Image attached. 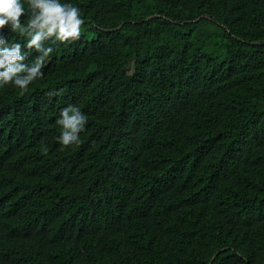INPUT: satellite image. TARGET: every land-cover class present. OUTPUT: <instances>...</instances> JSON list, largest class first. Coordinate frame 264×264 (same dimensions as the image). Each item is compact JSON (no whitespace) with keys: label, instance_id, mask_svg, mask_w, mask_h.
Masks as SVG:
<instances>
[{"label":"trees","instance_id":"obj_1","mask_svg":"<svg viewBox=\"0 0 264 264\" xmlns=\"http://www.w3.org/2000/svg\"><path fill=\"white\" fill-rule=\"evenodd\" d=\"M61 2L80 39L0 88V264H264V0Z\"/></svg>","mask_w":264,"mask_h":264},{"label":"clouds","instance_id":"obj_2","mask_svg":"<svg viewBox=\"0 0 264 264\" xmlns=\"http://www.w3.org/2000/svg\"><path fill=\"white\" fill-rule=\"evenodd\" d=\"M27 16L26 21L22 17ZM84 20L78 7L61 0H0V88L12 85L21 93L43 77L42 69L54 48L46 44H70L81 36ZM5 29L25 37L23 44H8ZM35 52L31 63H26ZM55 94V93H52ZM58 142L63 147L79 143L87 118L75 106L61 111ZM47 152V148L42 149Z\"/></svg>","mask_w":264,"mask_h":264},{"label":"rangeland","instance_id":"obj_3","mask_svg":"<svg viewBox=\"0 0 264 264\" xmlns=\"http://www.w3.org/2000/svg\"><path fill=\"white\" fill-rule=\"evenodd\" d=\"M85 28H86V27L82 25V30H85ZM134 69H135V67H134V62H133V63H131V64L129 65V67H128V71L132 73V72H134Z\"/></svg>","mask_w":264,"mask_h":264}]
</instances>
